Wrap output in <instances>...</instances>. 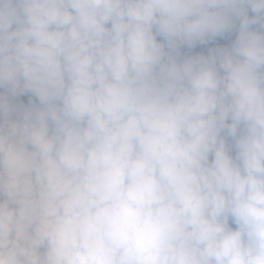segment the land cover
<instances>
[{
	"label": "clouds",
	"instance_id": "9594fccd",
	"mask_svg": "<svg viewBox=\"0 0 264 264\" xmlns=\"http://www.w3.org/2000/svg\"><path fill=\"white\" fill-rule=\"evenodd\" d=\"M0 264H264V0H0Z\"/></svg>",
	"mask_w": 264,
	"mask_h": 264
}]
</instances>
